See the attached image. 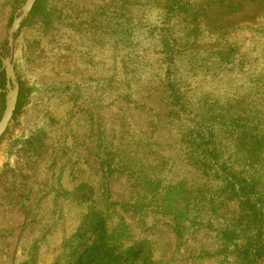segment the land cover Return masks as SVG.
Instances as JSON below:
<instances>
[{"label": "rangeland", "instance_id": "374dc122", "mask_svg": "<svg viewBox=\"0 0 264 264\" xmlns=\"http://www.w3.org/2000/svg\"><path fill=\"white\" fill-rule=\"evenodd\" d=\"M25 2L0 264H264V0Z\"/></svg>", "mask_w": 264, "mask_h": 264}, {"label": "water", "instance_id": "95a60500", "mask_svg": "<svg viewBox=\"0 0 264 264\" xmlns=\"http://www.w3.org/2000/svg\"><path fill=\"white\" fill-rule=\"evenodd\" d=\"M37 0H26L22 7V13L17 16L12 24L9 34V46L10 50H13L14 36L18 31L22 21L30 14ZM3 67L6 73L7 79V94H6V107L4 113L0 119V138L5 134L17 107L20 84L17 81L14 65L11 60V56H8L3 60Z\"/></svg>", "mask_w": 264, "mask_h": 264}, {"label": "trees", "instance_id": "16d2710c", "mask_svg": "<svg viewBox=\"0 0 264 264\" xmlns=\"http://www.w3.org/2000/svg\"><path fill=\"white\" fill-rule=\"evenodd\" d=\"M43 0H37L34 7H33V10L31 12V15L32 13L36 12L37 10L40 9V4L42 3ZM0 75H3L5 76V71H2V73ZM22 87L20 86V92H19V97H18V103H17V107H16V110H15V114L18 113L19 109L22 107ZM231 233L235 234L236 232L235 231H232L231 230ZM242 248H238L239 250V253L241 255H244L245 257H248L252 262L255 261V259L257 258L258 254H260V249L262 247L261 244L259 245H256L254 247H249L247 246V244H242L241 246Z\"/></svg>", "mask_w": 264, "mask_h": 264}]
</instances>
